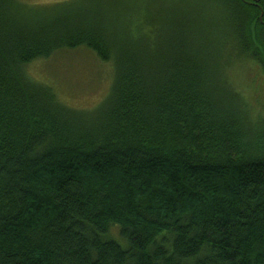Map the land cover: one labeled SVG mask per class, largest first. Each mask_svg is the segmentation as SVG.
Returning <instances> with one entry per match:
<instances>
[{
  "label": "trees",
  "instance_id": "1",
  "mask_svg": "<svg viewBox=\"0 0 264 264\" xmlns=\"http://www.w3.org/2000/svg\"><path fill=\"white\" fill-rule=\"evenodd\" d=\"M126 4L0 0V264H264V117L227 76L264 70V0ZM78 47L115 69L90 109L26 72Z\"/></svg>",
  "mask_w": 264,
  "mask_h": 264
},
{
  "label": "rangeland",
  "instance_id": "2",
  "mask_svg": "<svg viewBox=\"0 0 264 264\" xmlns=\"http://www.w3.org/2000/svg\"><path fill=\"white\" fill-rule=\"evenodd\" d=\"M18 1L27 5H51L67 0ZM98 1L104 8L107 7L106 17L110 20V26L114 28L115 23L120 27V20L127 17L126 0ZM142 2L145 4L144 9L148 11L150 7L158 9L161 18L171 24V29L180 15L188 17L198 3H201L199 7L202 6V12L209 7L206 0H142ZM201 15L203 18L200 17L199 19H202L199 21H204L207 14ZM114 70L112 63L100 61L85 47L55 52L48 58L34 60L26 66L30 78L52 87L61 102L76 109H90L108 94ZM227 76L231 86L252 103V109L257 111L254 114L264 117V70L255 62L241 60L229 68ZM109 233L115 241L124 245L117 228H111Z\"/></svg>",
  "mask_w": 264,
  "mask_h": 264
}]
</instances>
